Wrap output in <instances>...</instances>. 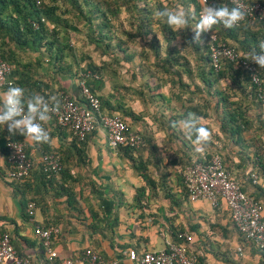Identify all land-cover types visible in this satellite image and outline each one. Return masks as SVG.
I'll return each instance as SVG.
<instances>
[{"label":"crops","instance_id":"1","mask_svg":"<svg viewBox=\"0 0 264 264\" xmlns=\"http://www.w3.org/2000/svg\"><path fill=\"white\" fill-rule=\"evenodd\" d=\"M37 59H41V79L50 84L45 90L49 96L59 90L70 96L79 95L75 80L59 75L56 80L52 78L53 68L46 57L31 53L23 62L32 60L33 64ZM130 73L124 69L116 78H104L105 84L97 94L111 102L104 107L106 112L121 115L132 129L152 141V148L148 145L132 154L146 165L152 181L147 182L134 169L122 149L108 145L101 128L78 142L51 118L44 125L54 139L49 145L35 144L20 134L10 135L6 126H0V232L10 234L17 252L28 255L31 264H59L65 257L75 264H84L80 259L86 248L99 251L107 261L132 264L123 251L164 249L167 241L175 240L177 231L191 236L185 245L197 253L198 264H264V255L232 224L223 201L214 208L209 200H190L184 192L180 169L189 159L196 160L198 152L182 129L173 124L187 115L192 104L199 103V109H204L201 100H188V88L169 92L167 86L161 87L153 91L155 96L146 94L147 90L143 94L137 90L132 93V89L123 87L129 83L133 89L138 86L139 81L132 83L130 77L128 80ZM17 86L25 90L27 101L32 91L28 86ZM7 88L0 89V98ZM203 114L199 115L202 124H209L216 131L219 120ZM219 135L221 138H215L208 148L229 155V171L243 183L247 193L260 199L264 211V173L251 158L256 148L250 143L244 147L227 146ZM8 138L24 140L28 146L33 168L21 182L10 181L6 176ZM46 149L57 152L63 165L61 172L51 178L41 172V155ZM252 172L257 175L255 183L249 177ZM29 202L35 205L32 215L27 210ZM37 225L54 230L52 247L58 254L54 261L47 259L41 240L34 233Z\"/></svg>","mask_w":264,"mask_h":264},{"label":"trees","instance_id":"2","mask_svg":"<svg viewBox=\"0 0 264 264\" xmlns=\"http://www.w3.org/2000/svg\"><path fill=\"white\" fill-rule=\"evenodd\" d=\"M52 1L50 4H42L41 0H0V56L11 65L7 82L28 86L32 95L40 94L48 99L50 96L45 90L50 84L41 79L42 75L38 71V68H41V59L35 60L33 64L32 60L23 62L28 54L38 53L43 59L46 57L51 64L54 80L58 75L75 80L79 95L71 97L77 100L81 99L80 81L84 80L91 91L97 93L105 84L104 78L118 77L120 68L131 71L130 82L139 81L136 89H133L130 83L123 84L125 89H132V93L137 90L143 94L147 90L146 94L151 95L153 91L166 86L169 92L173 88H188L187 99L193 102L197 97L204 109L200 110L199 103H196L187 109V113L202 115L203 111H206L204 116L212 117L214 121L219 120L216 131L209 124L204 125L213 132L211 144L215 143V138H221L219 133L227 146L244 147L247 143L252 144L256 149L250 157L264 173V69L258 71L261 80L258 85L252 81L250 73L234 61L222 57L216 69L210 56L211 45L218 43L234 47L243 56L252 49L258 51V42L264 40V22L249 19L233 29L217 25L213 28V33L202 36V51L201 44L193 42L194 32L190 29L191 26L174 32L164 19L155 15L165 7L162 3L152 5L151 0H62L61 4L56 3V0ZM258 1L264 3V0ZM191 3L194 4L198 20L202 5L197 0H180V4L186 9ZM64 4L68 6L62 7ZM129 4L132 6L129 7ZM219 5L220 3L216 4ZM122 8L134 11L135 18L131 16L126 21H115ZM76 23L86 28L84 35L88 43L94 44L95 49L99 50L100 57L105 56L99 63L89 53L79 55V58L74 54L73 47L76 43L72 44L68 38L71 31H81ZM193 26L195 27V24ZM153 27L159 30V34ZM190 30L189 37H186ZM213 34L215 39H211ZM136 46L138 48H135ZM191 54L196 59L195 68L190 63ZM83 61L86 62L84 67H78ZM113 85L119 86L114 82ZM8 86L9 84H6L2 88ZM190 86H193V89H190ZM59 91L54 95L58 96V99L61 95H67L63 90ZM98 96L102 114L118 115L125 121L119 114L106 112L104 107L111 105V102L104 95ZM118 100L117 97L116 101ZM134 131L142 136L144 145L140 148L120 146L118 149H122L129 156L134 169L150 183L152 180L146 165L132 154L148 145L151 147L152 141L148 140L144 133L136 129ZM95 132L96 130L92 133ZM92 133L83 140L76 136L73 138L82 142ZM5 148L8 153L6 142ZM26 152L30 157L28 148ZM45 152L55 151L46 149L42 154ZM214 155L221 157L224 167L229 171L230 168L226 164V160H230L229 155L212 151L208 145L205 146L203 155L198 153L196 160H209ZM191 162L190 159L186 161L180 170ZM32 168L33 163L29 174L23 180L29 177ZM41 172L46 178L52 177L42 171V163ZM182 185L188 197L183 181ZM257 200L260 201L258 198ZM177 233L178 231L174 233L175 241H178Z\"/></svg>","mask_w":264,"mask_h":264},{"label":"built area","instance_id":"3","mask_svg":"<svg viewBox=\"0 0 264 264\" xmlns=\"http://www.w3.org/2000/svg\"><path fill=\"white\" fill-rule=\"evenodd\" d=\"M202 8L216 6V4L234 6L232 0H197ZM248 6L246 20L264 22V3L261 1L241 0ZM244 22V21H243ZM215 39V37L213 38ZM210 56L214 67L220 65V59L225 57L246 69L254 83L260 84L258 74L259 66L254 62L243 59L241 52L234 47L218 43L211 45ZM11 65L0 56V89L6 84ZM81 99L77 100L70 95H61L60 108L52 114L58 127L67 129L72 136L83 140L88 134L98 129H103L107 143L112 148L128 146L140 148L144 140L139 133L131 129L129 124L118 115H107L101 112V102L97 93L91 91L85 81L79 82ZM62 94V93H61ZM7 179L21 181L30 172L32 161L27 155V143L24 140L8 138ZM42 171L47 176L58 174L62 169V160L55 152H45L41 156ZM183 184L188 198L196 200L205 198L214 208H218L223 201L229 210L230 220L236 230L249 240L264 255V211L261 201L257 200L243 189V183L232 175L223 164L220 156L214 155L209 160H194L181 171ZM255 183L257 175L252 172L249 176ZM35 205L29 202L27 210L33 214ZM34 233L39 237L49 261H54L58 254L52 247V228L41 226L34 227ZM177 239L166 242V247L156 251L137 252L128 248L123 253L128 256L132 264H197V253L190 251L185 242L191 241V236L178 232ZM240 249V248H239ZM84 264H118L117 260H106L102 254L93 249L86 248L80 259ZM0 263L2 264H31L28 255L19 254L11 242L10 234L0 232ZM59 264H75L73 259L65 257Z\"/></svg>","mask_w":264,"mask_h":264},{"label":"clouds","instance_id":"4","mask_svg":"<svg viewBox=\"0 0 264 264\" xmlns=\"http://www.w3.org/2000/svg\"><path fill=\"white\" fill-rule=\"evenodd\" d=\"M234 6L227 5L205 6L199 14V18L193 27V42L203 43L202 36L213 33V28L223 25L226 29L239 27L248 15V6L241 0H232ZM155 15L165 20L166 24L174 32L187 29L189 19H195V7L188 9L183 7L169 8L167 6L158 10ZM214 38V34L211 39ZM258 51L252 49L245 54L243 59L254 62L260 69H264V40L258 42ZM60 108V101L56 96L48 99L44 95L33 94L25 101V90L15 84H9L6 92L0 98V126L7 127L10 135L20 134L35 144H53L54 139L44 127L52 118V114ZM202 117L195 112H189L173 126H179L186 138L195 147V151L201 155L205 152V146L213 141V132L202 124Z\"/></svg>","mask_w":264,"mask_h":264},{"label":"rangeland","instance_id":"5","mask_svg":"<svg viewBox=\"0 0 264 264\" xmlns=\"http://www.w3.org/2000/svg\"><path fill=\"white\" fill-rule=\"evenodd\" d=\"M178 1H179V3H178ZM41 2H42V4H50L53 1L52 0H41ZM55 2L56 3H61V4L63 3L62 0H56ZM150 2L153 3L152 5H156L157 3H162V4H164L165 6H167L169 8L183 7L182 4H180V0H172V1L171 0H151ZM132 3H133V1L130 2V4H132ZM130 4H129V7L132 6ZM65 6H68V5L67 4L62 5V7H65ZM190 6H194V4L191 3L189 5V7ZM135 15H136V13L134 11L130 12V11L126 10L125 8H122V11H121L120 15L118 16V18L116 20L115 19L114 20L117 21V22L120 21V20H125L126 21L127 18L129 19L131 16L135 18ZM196 19H197V14H196V18L195 19H193V20L189 19V26H191V28H190L191 30H193L192 29L194 27L193 24H196V22H197ZM76 26H77L78 29H81V31L80 32L71 31L69 33V38H68V40H70L69 42H71L72 44L76 43V46L73 47L74 48V54L76 53L77 54V58H79L80 57L79 55L82 56V55H84L86 53H89L91 55V57L95 61H97L99 63L101 59L105 58V56H101L100 57L99 50L95 49V45L88 43V41H87V39H86V37L84 35V33L86 31V28L85 27L83 28V26H81V24H78V23H76ZM153 29L156 31V33L159 34V30L156 27H153ZM191 30L186 34V37H189V34L191 33ZM202 41H203V43H200V44H201L202 49H203L204 39H202ZM73 42H75V43H73ZM135 48H138V47L136 46ZM238 49L241 50L240 47H238ZM202 51H204V49ZM195 61H196L195 57L193 56V54H191L190 55V63H191V65H193L194 68L196 67ZM84 64H86L85 61L80 62V65H78V67H84ZM75 66L77 67V64ZM121 71L124 72V69L120 68V72ZM129 77L130 76H128V80H129Z\"/></svg>","mask_w":264,"mask_h":264}]
</instances>
